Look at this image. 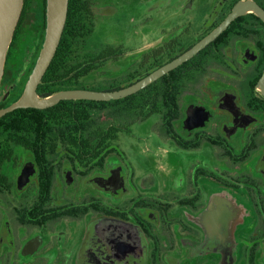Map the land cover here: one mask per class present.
Here are the masks:
<instances>
[{
    "label": "flooded vegetation",
    "instance_id": "obj_1",
    "mask_svg": "<svg viewBox=\"0 0 264 264\" xmlns=\"http://www.w3.org/2000/svg\"><path fill=\"white\" fill-rule=\"evenodd\" d=\"M70 5L68 64L47 70L41 97L129 88L231 21L126 97L1 118L0 264H264V0ZM45 28L44 0H25L0 109Z\"/></svg>",
    "mask_w": 264,
    "mask_h": 264
},
{
    "label": "water",
    "instance_id": "obj_2",
    "mask_svg": "<svg viewBox=\"0 0 264 264\" xmlns=\"http://www.w3.org/2000/svg\"><path fill=\"white\" fill-rule=\"evenodd\" d=\"M24 3L25 0H0V104L9 96V93L1 87V82L5 72L9 49L24 9ZM68 11L69 0H46V28L44 42L35 63L33 72L30 75L22 94L11 105L0 109V119L3 116L18 109L29 107L46 109L54 106L61 100H111L126 97L140 90L147 84L155 81L173 68L182 64L188 58L192 57L200 49L206 47L228 27L231 21V18H229L221 27L206 37L202 42H200V44H198L186 55L164 66L134 86L114 92L66 90L54 93L50 96L41 97L37 93V88L42 82L43 76L47 72L57 53L66 27Z\"/></svg>",
    "mask_w": 264,
    "mask_h": 264
},
{
    "label": "trees",
    "instance_id": "obj_3",
    "mask_svg": "<svg viewBox=\"0 0 264 264\" xmlns=\"http://www.w3.org/2000/svg\"><path fill=\"white\" fill-rule=\"evenodd\" d=\"M44 4H46V0H44ZM73 30H74V21L72 19V8H71V5L69 7V12H68V18H67V23H66V27H65V30H64V33H63V37H62V42L64 41V39L67 38V43L70 42V35L73 33ZM62 42L60 43V46L57 50V53L48 69V74H51V75H56V66H62V65H66L68 64L67 62H65V57L67 55V51L69 50V45H64V42L62 44ZM25 112V110H17V111H14L13 113H11L12 115L14 114H23ZM8 117H4L3 119L0 120V128H6L5 127V122L10 120L7 119ZM12 121H14L15 123L16 122H19L20 119H13ZM11 121V122H12ZM4 124V125H3ZM2 125V126H1Z\"/></svg>",
    "mask_w": 264,
    "mask_h": 264
}]
</instances>
